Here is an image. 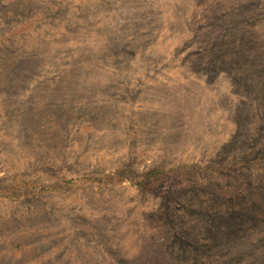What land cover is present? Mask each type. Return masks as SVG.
I'll return each instance as SVG.
<instances>
[{"label":"rangeland","instance_id":"rangeland-1","mask_svg":"<svg viewBox=\"0 0 264 264\" xmlns=\"http://www.w3.org/2000/svg\"><path fill=\"white\" fill-rule=\"evenodd\" d=\"M0 264H264V0H0Z\"/></svg>","mask_w":264,"mask_h":264}]
</instances>
